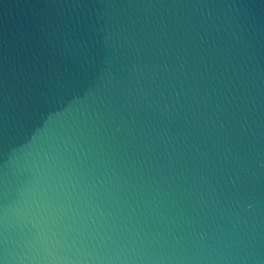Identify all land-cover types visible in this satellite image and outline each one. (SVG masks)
Wrapping results in <instances>:
<instances>
[{
	"label": "water",
	"instance_id": "95a60500",
	"mask_svg": "<svg viewBox=\"0 0 264 264\" xmlns=\"http://www.w3.org/2000/svg\"><path fill=\"white\" fill-rule=\"evenodd\" d=\"M0 264H264V0H0Z\"/></svg>",
	"mask_w": 264,
	"mask_h": 264
}]
</instances>
